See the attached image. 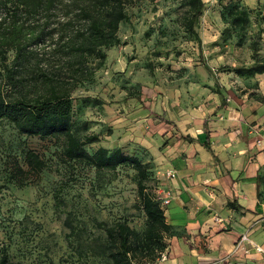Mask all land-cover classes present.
Masks as SVG:
<instances>
[{
    "label": "rangeland",
    "instance_id": "1",
    "mask_svg": "<svg viewBox=\"0 0 264 264\" xmlns=\"http://www.w3.org/2000/svg\"><path fill=\"white\" fill-rule=\"evenodd\" d=\"M188 1L129 7L128 21L118 28L120 45L107 49L93 78L71 94L73 134L97 138L85 151L121 149L141 159L148 193L160 180L157 165L144 159H156L157 148L174 139L173 130L170 138L161 135L160 116L203 113L214 92L220 101L226 85L264 105V73L249 72L252 44L264 61V0H233L252 11L243 31L222 19L231 0H202L205 9L192 25L199 46L186 26ZM61 148L60 141L27 138L0 122V251L8 264H112V248L97 223H124L138 234L145 227L135 170L95 172L62 159ZM27 152L43 162L39 172L26 165ZM159 251H136L133 263L163 264Z\"/></svg>",
    "mask_w": 264,
    "mask_h": 264
},
{
    "label": "trees",
    "instance_id": "2",
    "mask_svg": "<svg viewBox=\"0 0 264 264\" xmlns=\"http://www.w3.org/2000/svg\"><path fill=\"white\" fill-rule=\"evenodd\" d=\"M142 1L154 0H0V122H7L27 138L62 142L61 158L83 168L102 172L127 166L137 173L138 200L145 216L143 231L138 234L124 223H97L112 248V264H134L136 251L153 253L160 248V255L167 248L164 240L170 235V226L165 221V207L155 200V189L148 193L144 187L147 170L141 159L121 149L85 151L97 138L80 139L73 134L71 94L93 78L104 63L105 51L120 45V23L128 21V8ZM188 5L187 30L199 46L192 25L205 5L202 0H189ZM251 12L231 0L222 7L221 16L243 31ZM252 50L254 65L249 72L262 74L264 61L256 57L255 44ZM159 119L166 128L172 126L163 116ZM179 138L193 142L188 136ZM24 161L34 172L43 168L33 152H27ZM0 264H8L3 249Z\"/></svg>",
    "mask_w": 264,
    "mask_h": 264
},
{
    "label": "crops",
    "instance_id": "3",
    "mask_svg": "<svg viewBox=\"0 0 264 264\" xmlns=\"http://www.w3.org/2000/svg\"><path fill=\"white\" fill-rule=\"evenodd\" d=\"M225 88L203 113L164 118L172 126L159 135L173 130L174 139L144 159L157 165L158 190L170 194L163 264H264V105ZM166 171L176 177L165 179Z\"/></svg>",
    "mask_w": 264,
    "mask_h": 264
},
{
    "label": "built area",
    "instance_id": "4",
    "mask_svg": "<svg viewBox=\"0 0 264 264\" xmlns=\"http://www.w3.org/2000/svg\"><path fill=\"white\" fill-rule=\"evenodd\" d=\"M163 177L166 179H173L176 177V173L173 171H166L162 173ZM155 193V200L158 201L160 203V205L162 207H166L169 205L170 203V194L166 193L164 196L162 195L163 193L158 190V188H156V190L154 191ZM247 234H243L242 236H240L238 243L236 244L237 248L242 249V243L243 242H248L247 239ZM256 250H258V248H256ZM166 260V253H161L160 254V261L163 262Z\"/></svg>",
    "mask_w": 264,
    "mask_h": 264
}]
</instances>
